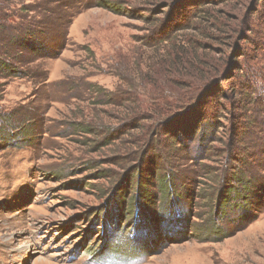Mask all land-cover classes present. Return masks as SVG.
<instances>
[{
  "label": "rangeland",
  "instance_id": "1",
  "mask_svg": "<svg viewBox=\"0 0 264 264\" xmlns=\"http://www.w3.org/2000/svg\"><path fill=\"white\" fill-rule=\"evenodd\" d=\"M104 1L108 9L69 19L63 51L29 65L32 77L0 78V126L15 129L14 145L0 141V264H264V195L262 212L234 224L240 187L230 182L244 163L262 177L264 134L238 155L226 125L213 142L181 132L194 105L188 88L203 86L212 56L229 95L250 72L240 54L253 62L262 54L249 47L253 0ZM179 3L182 16L173 12ZM172 24L171 40L158 44L154 30ZM263 86L259 78L253 88ZM258 121L264 126V113ZM163 167L184 192L164 202L166 178H155ZM134 171L155 194L148 205L139 196L137 209ZM171 203L180 216L169 215Z\"/></svg>",
  "mask_w": 264,
  "mask_h": 264
},
{
  "label": "trees",
  "instance_id": "2",
  "mask_svg": "<svg viewBox=\"0 0 264 264\" xmlns=\"http://www.w3.org/2000/svg\"><path fill=\"white\" fill-rule=\"evenodd\" d=\"M15 1L0 0V78L2 80L32 77L29 65L37 60L53 59L63 51L66 42V26L69 19H73L85 8L96 6L108 9L109 4H111V2L104 0H43L36 8H30L14 3ZM202 1L185 0L184 2L190 3L189 6L193 4V6L201 7ZM253 2L255 8H253L250 17H255L254 30L249 31L255 40L249 42V47L250 50L255 47L257 50L260 47L262 54L255 62L246 54H240L243 61L250 65V72L248 77L245 78L246 80L236 86L238 91L235 89L229 95H226L220 89V78L224 74L220 56H212L210 67L203 80V86L200 87L196 84L192 88L191 85L188 88L189 93L191 90L195 91V97L192 100L194 105L192 109L187 111L186 116L188 119L182 122L181 126L183 135L196 136L198 143H204L207 140L215 141L216 134L221 129L223 130L224 125H226L227 131L225 130L224 133L229 137L230 147L240 145V149L234 151L238 155L244 154L245 151L254 147L255 144L252 138L255 133L264 134V126L258 121L260 113H264V86L261 87L262 93H257L253 88L259 78H262L264 83V0H253ZM260 2L262 3L257 10ZM14 5L19 8L16 12L11 10L15 7ZM182 6L181 3L175 5L173 10L175 15L182 16ZM111 10L114 11L113 8ZM221 25L218 19L214 18L211 28L221 34L223 33ZM172 26L173 24L170 27L166 25L157 26L154 31L158 32L160 39L158 44L171 40L173 35ZM229 29L233 32L232 26ZM211 40L216 41V38L213 37ZM37 72L39 71L37 70ZM243 89L246 91L243 92ZM188 104H191V102L189 101ZM232 110L237 112L236 116L231 114ZM10 125L11 123L7 124L6 127L0 126V141L5 143L7 147L10 146L9 143L14 145V142H12L13 137L8 136L10 132L15 130L14 128L10 129ZM173 129L176 130L177 126ZM19 132L25 135L29 134L27 128H23ZM170 137L179 141V135L176 133H171ZM175 145H181V143ZM250 165L251 163L241 164L242 167H245V170L243 168L241 171L235 170L231 176L233 178H230L232 184L240 187L232 193L233 199L237 200L239 198L240 202V207L234 214V224L249 223L253 219L248 218L252 210L256 212H262L263 210L261 197L264 195V174L261 173L262 177L256 175L253 173L254 168ZM158 171L155 178H166L163 179L165 185L163 186V192H161L163 193L161 195L164 196L162 202L176 193H179V196L184 194L183 191L175 189V185L172 184V180L175 178L167 172V168H159ZM259 171L264 173V169L260 168ZM133 174H136L133 186L136 194L133 197V204L134 208L137 209L139 196L140 200L142 198L145 200V204L148 205V203H153L155 194L144 189V185H147L151 180L147 178L143 180V176L137 175L136 171ZM141 180L144 181L143 184ZM126 192L124 191L121 194L122 197ZM122 197L118 196V201H114V205L118 209H121ZM167 211L170 212L171 217L180 216L178 204L171 203ZM133 239L134 242L137 238L133 236ZM136 244L138 243L135 242L133 249L136 248Z\"/></svg>",
  "mask_w": 264,
  "mask_h": 264
}]
</instances>
